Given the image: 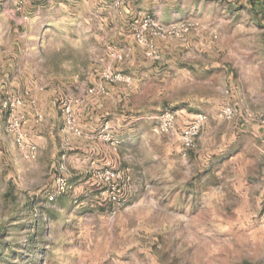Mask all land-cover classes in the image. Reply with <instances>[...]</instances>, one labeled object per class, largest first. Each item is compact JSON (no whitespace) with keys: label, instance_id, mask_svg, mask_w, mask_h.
Segmentation results:
<instances>
[{"label":"rangeland","instance_id":"1","mask_svg":"<svg viewBox=\"0 0 264 264\" xmlns=\"http://www.w3.org/2000/svg\"><path fill=\"white\" fill-rule=\"evenodd\" d=\"M263 60L264 0H0V264H264Z\"/></svg>","mask_w":264,"mask_h":264},{"label":"built area","instance_id":"2","mask_svg":"<svg viewBox=\"0 0 264 264\" xmlns=\"http://www.w3.org/2000/svg\"><path fill=\"white\" fill-rule=\"evenodd\" d=\"M127 1L131 0H119V4H125ZM144 26L153 31V35L166 37L168 33H171L173 28L164 29L159 26L151 17L144 16ZM189 27V26H188ZM140 42H146L145 36H138ZM121 59L122 57L119 56ZM22 105V99L20 97H14L9 102L4 103V107L8 108L10 111L8 117V131L14 135L17 146L23 152L26 158L36 159L38 155V147L31 143L26 136L21 131V121L22 116L19 115L17 109ZM239 113L238 108H227L221 111V116L225 118H232L233 116ZM247 118L251 120H256L259 122L260 126L264 128V115H258L253 113H247ZM208 120V115L201 112L197 113L192 122L180 131V139L183 145L187 148H193L196 146L197 138L199 137L201 131L204 128ZM162 124H164V130L175 132L176 131V114L174 112H165L161 118ZM67 187V182L65 179H62L58 183V193L65 191ZM56 195H51L50 200H54Z\"/></svg>","mask_w":264,"mask_h":264},{"label":"crops","instance_id":"3","mask_svg":"<svg viewBox=\"0 0 264 264\" xmlns=\"http://www.w3.org/2000/svg\"><path fill=\"white\" fill-rule=\"evenodd\" d=\"M34 14H35L34 16H38L39 15V11L35 10ZM29 18H32V17H29ZM29 27H30V25H29ZM39 28L40 27H37V29H39ZM43 29L46 30V29H48V27L44 26ZM78 43H79V47H81L80 40L78 41ZM16 44H17V42H16ZM37 44H39V40L38 41H34L33 46L35 47V45H37ZM258 64L261 66V65H264V62L261 61ZM195 65L198 66L197 71L200 72V73H205V72H209L210 71V66L211 65L209 63H205V60H202L201 63H196ZM218 65H220V64L218 63ZM262 70H263V67H260L259 71H262ZM187 72H190V71H187Z\"/></svg>","mask_w":264,"mask_h":264}]
</instances>
